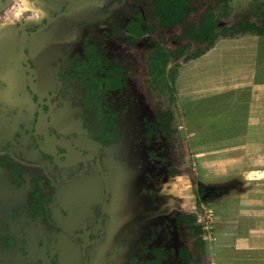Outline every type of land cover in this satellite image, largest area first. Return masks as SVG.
Wrapping results in <instances>:
<instances>
[{
  "label": "flooded vegetation",
  "instance_id": "flooded-vegetation-1",
  "mask_svg": "<svg viewBox=\"0 0 264 264\" xmlns=\"http://www.w3.org/2000/svg\"><path fill=\"white\" fill-rule=\"evenodd\" d=\"M157 2L151 21L174 25L184 17L170 21ZM123 5L0 0V264L188 258L167 240L170 220L179 229L184 218H193L189 229L195 221L183 215L177 160H164L166 117H126V69L89 37L94 27L108 40L123 33L142 42L152 26H143L144 8L120 24ZM201 188V201L214 197Z\"/></svg>",
  "mask_w": 264,
  "mask_h": 264
},
{
  "label": "rangeland",
  "instance_id": "rangeland-1",
  "mask_svg": "<svg viewBox=\"0 0 264 264\" xmlns=\"http://www.w3.org/2000/svg\"><path fill=\"white\" fill-rule=\"evenodd\" d=\"M123 2L119 10L122 20L120 24H124L130 14H135L138 7L144 8L146 13L143 26L146 28L149 23L152 24L142 42L130 43L123 33L119 40H108L94 27L89 28V37L92 41L100 40L102 52L110 58L118 59L126 69L125 99L132 102L126 117L138 114L140 119L144 113L147 119L166 117L167 134L164 133V137L167 148L164 143L163 150H166L165 153L168 151V154L166 156L163 153L164 160H177L183 177V181L179 179L178 184V191L183 197V215L193 216L195 221L192 224L195 229H189V223L179 229L176 219L169 221L172 226L167 229V240L172 243L173 249L185 250L188 258L181 263L166 264H219L214 261L215 256H211L214 251L213 241L210 240L214 231L209 228L213 221L211 216L218 212L223 214V206L229 203L230 198L236 202L234 210H239L237 196L241 176L237 171L227 178L208 181L201 176L197 163L199 159L194 153L211 150L214 145L212 142L217 139L227 140L229 146L239 144L250 88L243 85L244 79L241 82L238 79L240 77L234 76L236 70L227 67L212 77V83L226 86L227 89L234 86L232 91L202 98L198 92L203 93L211 80L199 81L206 82L204 87H199L198 81L193 82V68L197 66V59L211 51L216 53V57L227 53L228 66L241 63L242 57H253L262 66L259 73L260 80L264 81V0H196L187 7L180 22L165 26L151 21L154 0ZM111 20L108 24L110 28L117 23L116 18L112 17ZM205 22H215V29L207 31ZM77 51L78 48L75 53ZM229 77L234 79L229 82ZM177 89L182 100L177 96ZM190 94L196 97L192 98ZM151 122L154 127V119ZM207 141L211 143L208 145ZM196 184H201V189L212 188L214 197L201 201ZM218 226L222 232L224 225Z\"/></svg>",
  "mask_w": 264,
  "mask_h": 264
},
{
  "label": "crops",
  "instance_id": "crops-1",
  "mask_svg": "<svg viewBox=\"0 0 264 264\" xmlns=\"http://www.w3.org/2000/svg\"><path fill=\"white\" fill-rule=\"evenodd\" d=\"M226 54L223 56L218 54L216 57V53L211 51L201 56L195 61L197 66L193 68L192 74L193 82L198 81L199 87L206 85V82L199 81L211 80L203 93L198 92L202 98L232 91L234 86L227 89L226 86L212 83V77L227 67L229 70H236L234 76L240 77L238 79L241 82L244 79L243 85L250 88L239 144L229 146L227 140L217 139L212 142L214 145L212 149L210 148L211 150L194 153V156L199 159L197 160L198 170L208 181L232 176V172L236 174L237 171L241 176L237 196L239 210L237 212L234 210L236 202L230 198L229 203L223 206L225 209L223 214L218 212L211 216L213 221L209 228L214 230L210 238L214 247L211 256L214 255V261L219 264H264V81L260 80L259 73L262 66H259V60L256 61L253 57L246 59L242 57L241 63L228 66L229 57ZM222 66L224 67L221 68ZM232 79L234 78L229 77L227 81L230 82ZM177 96L182 100L178 89ZM228 141L230 142L231 139ZM207 143L209 145L211 141ZM200 156L205 159H200ZM180 180L183 181V178ZM220 224L224 225L222 232L221 227L218 226Z\"/></svg>",
  "mask_w": 264,
  "mask_h": 264
},
{
  "label": "trees",
  "instance_id": "trees-1",
  "mask_svg": "<svg viewBox=\"0 0 264 264\" xmlns=\"http://www.w3.org/2000/svg\"><path fill=\"white\" fill-rule=\"evenodd\" d=\"M190 1H194V0H158V8L160 10L159 14H166L168 16V19L170 21H175V17L176 14L179 15L180 13H183V15L185 14V7L188 5V3ZM166 6V7H165ZM180 12V13H179ZM210 20V19H209ZM204 27L207 31L211 32L213 31L214 26H215V22L213 24L210 23H204ZM95 57H91L88 59L89 64L95 62ZM113 71H109L108 74L112 75ZM114 74V73H113ZM184 221L187 223H191V221L193 222V218L189 217V218H184ZM193 229H195V227L192 226Z\"/></svg>",
  "mask_w": 264,
  "mask_h": 264
}]
</instances>
